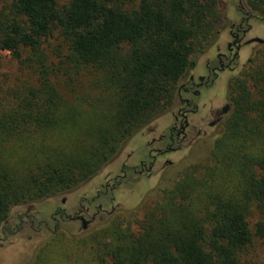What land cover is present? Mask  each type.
<instances>
[{
    "label": "trees",
    "instance_id": "trees-1",
    "mask_svg": "<svg viewBox=\"0 0 264 264\" xmlns=\"http://www.w3.org/2000/svg\"><path fill=\"white\" fill-rule=\"evenodd\" d=\"M244 1L264 22V0ZM220 2L0 0V53L21 74H0V225L14 206L87 183L174 105L224 27ZM228 99L208 155L170 184L164 174L139 218L55 233L28 264H264L251 256L264 247V52Z\"/></svg>",
    "mask_w": 264,
    "mask_h": 264
},
{
    "label": "flooded vegetation",
    "instance_id": "flooded-vegetation-1",
    "mask_svg": "<svg viewBox=\"0 0 264 264\" xmlns=\"http://www.w3.org/2000/svg\"><path fill=\"white\" fill-rule=\"evenodd\" d=\"M241 19L237 24L229 26L231 41L226 43L225 51H220L216 47L214 59H207L200 72H195V67L181 80L177 98L174 105L165 112L166 120L161 125L147 127V135L150 140L146 141L142 150L136 148L129 152L123 151L115 157L107 166L112 167L103 174V180L99 187L94 190L89 198L80 196L77 206L69 212L64 207L67 194L73 193L85 187L94 177L102 174V169L97 175L80 187L61 193L50 198L60 197L62 206H54L49 214L50 222L40 217L35 221L28 211L17 213L13 219L7 218L1 225V234L9 235L18 233L29 227L37 232L42 228L51 234H55L59 229L61 221L67 219L77 221L80 230L85 231L98 219L101 213L110 216L114 212L112 203L115 199V192L120 189L133 190L134 185L142 177H149L154 172L161 177L173 167V162L166 158L167 153L179 150L183 145L191 146L199 143V139L209 138L212 132L219 131L227 117L231 103L229 101L214 104L216 93L210 94V90L217 86L220 74L230 70L236 64L242 40L249 28L248 20L250 14L240 9ZM148 126V125H147ZM212 133V134H211ZM129 142V141H128ZM138 151V152H137ZM110 205L109 211L104 209V205ZM92 207V211H91ZM30 210V209H28ZM4 239L0 238V246Z\"/></svg>",
    "mask_w": 264,
    "mask_h": 264
},
{
    "label": "rangeland",
    "instance_id": "rangeland-1",
    "mask_svg": "<svg viewBox=\"0 0 264 264\" xmlns=\"http://www.w3.org/2000/svg\"><path fill=\"white\" fill-rule=\"evenodd\" d=\"M68 0H58L59 4H63ZM221 8L225 13V22L224 27L221 29L218 38L216 41L211 44L204 53L200 54L196 59L195 72H200L202 66L207 59H214L216 53V47H219L220 51H225L226 43L231 41L229 35V26L234 23L237 24L240 22L241 14L240 9L248 13L245 8L244 0H221ZM249 14V13H248ZM249 28L244 35L242 40V46L239 50L238 58L236 59V64L230 70L224 71L220 74L217 86L214 89L210 90V94L216 93L214 104H220L222 102L229 101L228 99V83L230 79L240 73L247 63L248 58L253 54L258 52H264V43L251 42L247 43L246 41L258 37L264 41V22L259 21L256 17H251L248 20ZM50 43L55 41L49 40ZM46 47V51L49 48ZM0 74L9 77L12 79L14 75L21 76L19 72L17 73L16 62L10 57V54L2 52L0 53ZM230 102V101H229ZM166 115L163 113L157 119L142 128L138 133H136L127 143L124 148V152H129L132 149H137L138 151L142 150L146 141L150 140V136L147 135V127L154 125H163L166 120ZM223 127V126H222ZM222 127H220L218 133L212 132L209 138L199 139V143H194L191 146L183 145L179 150L171 153H167L166 158L173 162V167L168 171L170 179L166 183L174 182L186 166L202 161L209 153L212 142L215 137L218 136ZM137 151V152H138ZM112 166H107L102 174L94 177L85 187L67 194L66 203L64 207L67 208L69 212H72V208L77 206V203L83 200L80 196L89 198L96 188L99 187L100 182L103 180V174L108 171ZM163 177V176H162ZM161 175L154 172L153 175L149 177H142L138 181L133 190L120 189L115 192V199L112 205H114V212L110 216L107 214L101 213L97 220H95L85 231H81L80 224L77 221L63 220L59 226V229L56 233L63 234L64 237H80L85 233H88L99 225L108 222L111 219H120V220H133L141 216V212L138 209L142 204H150L159 198L156 188L160 183ZM54 206H62L60 204V197L57 198H48L40 202L35 203H25L22 205H17L11 208L8 218L15 223L16 219H13L14 215L17 213H23L28 211L30 216L35 218V221L39 220L40 217H43L50 222L49 214L54 208ZM30 209V210H28ZM104 209L109 211L110 205H104ZM91 207V211H92ZM259 218V215L253 210L249 216V222L253 223L256 219ZM134 220V221H135ZM6 234L2 235L0 231V238L4 239L2 245L0 246V264H28L30 263L37 250L47 240L51 238L53 234L45 231L43 228L37 232L29 227L24 228V230L9 235L7 229L5 230ZM67 235V236H66ZM251 256L253 257L256 263L264 262V247L260 244L255 243Z\"/></svg>",
    "mask_w": 264,
    "mask_h": 264
},
{
    "label": "water",
    "instance_id": "water-1",
    "mask_svg": "<svg viewBox=\"0 0 264 264\" xmlns=\"http://www.w3.org/2000/svg\"><path fill=\"white\" fill-rule=\"evenodd\" d=\"M251 42L264 43V41L262 39L258 38V37H253V38L247 40L246 44L247 43H251Z\"/></svg>",
    "mask_w": 264,
    "mask_h": 264
}]
</instances>
